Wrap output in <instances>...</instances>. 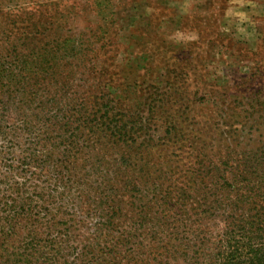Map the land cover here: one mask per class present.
<instances>
[{
	"label": "rangeland",
	"instance_id": "obj_1",
	"mask_svg": "<svg viewBox=\"0 0 264 264\" xmlns=\"http://www.w3.org/2000/svg\"><path fill=\"white\" fill-rule=\"evenodd\" d=\"M36 251L264 264V0H0V264Z\"/></svg>",
	"mask_w": 264,
	"mask_h": 264
},
{
	"label": "trees",
	"instance_id": "obj_2",
	"mask_svg": "<svg viewBox=\"0 0 264 264\" xmlns=\"http://www.w3.org/2000/svg\"><path fill=\"white\" fill-rule=\"evenodd\" d=\"M22 261H21V260ZM49 259V256L43 252L37 253H28L25 255H21L19 259H14L11 263L13 264H46L45 260ZM205 264H214L213 257H207Z\"/></svg>",
	"mask_w": 264,
	"mask_h": 264
}]
</instances>
